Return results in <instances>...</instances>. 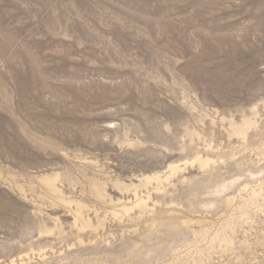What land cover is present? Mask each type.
Wrapping results in <instances>:
<instances>
[{"label":"rangeland","instance_id":"rangeland-1","mask_svg":"<svg viewBox=\"0 0 264 264\" xmlns=\"http://www.w3.org/2000/svg\"><path fill=\"white\" fill-rule=\"evenodd\" d=\"M0 264H264V0H0Z\"/></svg>","mask_w":264,"mask_h":264}]
</instances>
